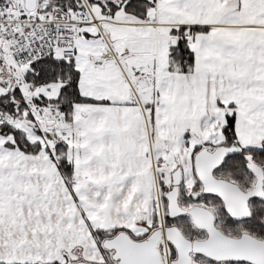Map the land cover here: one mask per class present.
I'll return each mask as SVG.
<instances>
[{
  "label": "snow or ice",
  "instance_id": "6c2138e0",
  "mask_svg": "<svg viewBox=\"0 0 264 264\" xmlns=\"http://www.w3.org/2000/svg\"><path fill=\"white\" fill-rule=\"evenodd\" d=\"M0 264H264V0H0Z\"/></svg>",
  "mask_w": 264,
  "mask_h": 264
}]
</instances>
